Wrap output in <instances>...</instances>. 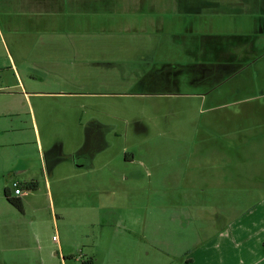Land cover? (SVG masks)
Returning <instances> with one entry per match:
<instances>
[{
	"label": "rangeland",
	"instance_id": "1",
	"mask_svg": "<svg viewBox=\"0 0 264 264\" xmlns=\"http://www.w3.org/2000/svg\"><path fill=\"white\" fill-rule=\"evenodd\" d=\"M256 3L255 9L264 12V0ZM231 15L240 24L233 35L224 33L225 41L237 37L245 42L234 62L228 63L232 51L199 62L194 48L183 45L189 37L172 41L176 33L167 27L162 39L167 35L168 40L146 55L141 52L139 61L101 65L96 86L88 87V80L86 92L104 96L87 97L86 109L32 99L42 104L34 107L41 133L51 123L75 118L86 122L97 118L125 133L108 135L112 155L102 156L99 169L81 179L80 185H93L99 192L54 195L58 215L62 200L78 208L65 213L57 233L75 246L85 236L92 238L86 242L96 243L98 264H180L211 235L204 224L207 213L229 218L254 198L248 190L257 189L264 178V14ZM252 20L258 25L252 26ZM168 63L171 67L165 68ZM174 77L181 81L178 87L170 82ZM3 83L12 86L15 80L9 75ZM24 109L30 121L29 109ZM53 132L68 139L71 129L57 125ZM62 137L48 144L43 139L44 153L49 156L51 149L60 147ZM35 149L23 145L10 151L38 158ZM64 149L65 154L70 152L66 144ZM124 152L131 154L129 159ZM111 158L113 163L107 166ZM36 161L33 169L39 181L42 170ZM65 176L68 172H57L53 185ZM246 176L253 179L251 184L243 182ZM76 181L58 184L73 187ZM108 216L120 222L108 221ZM75 252L80 264L91 258L83 247H75ZM68 261L76 264L74 258Z\"/></svg>",
	"mask_w": 264,
	"mask_h": 264
},
{
	"label": "crops",
	"instance_id": "2",
	"mask_svg": "<svg viewBox=\"0 0 264 264\" xmlns=\"http://www.w3.org/2000/svg\"><path fill=\"white\" fill-rule=\"evenodd\" d=\"M256 5V0H0V264H71L68 258L80 264L75 258V247L87 249L86 254L98 264L96 243L86 242L90 237L85 236L75 246L70 238L57 233L65 213L78 208L62 200L58 215L54 195L99 192L93 185H80L81 179L99 169L102 156L112 155L109 150L113 143L108 135L125 134L118 132L113 123L97 118L89 122L75 118L51 123L41 133L34 107L42 104H34L32 99L60 103L70 110L86 109L87 97L104 96L86 92L88 80V87L96 86L101 65L123 66L139 61L141 52L146 55L155 46L161 47L162 40H168L167 35L162 39L167 27L176 33L172 41L189 37L184 41L188 44L183 45L194 48L199 62L229 55V51L234 54L228 63L234 62L245 43L225 41L226 35H233L234 27L240 24L231 13L238 12V18L249 11L253 17L264 14L255 9ZM253 25H258V21L252 20ZM9 75L15 80L12 86L3 83ZM170 82L177 87L181 84L177 77ZM25 107L29 109L30 121L26 119ZM44 124L48 127L47 122ZM57 125L71 129L68 139L53 132ZM99 129H106V133L89 155L85 149L92 135L99 136ZM58 137H62L61 146L46 155L44 140L48 144ZM65 144L70 148L66 154ZM23 145L36 148L38 158L31 153L10 151ZM123 155L129 159L131 154ZM36 159L42 170L39 181L33 169ZM112 163L111 158L106 165ZM57 172H68V176L57 180L59 184L67 179L77 183L73 187L58 183L54 186L51 178ZM242 180L247 184L253 181L247 176ZM30 181L39 183L36 192L28 193L22 187L24 194L14 195L13 183L23 186ZM256 186L257 189L248 190L254 198L240 212L235 210L229 218L217 211L204 216L211 235L180 264H264V178ZM6 190L22 203V211L6 199ZM105 219L120 222L113 216Z\"/></svg>",
	"mask_w": 264,
	"mask_h": 264
},
{
	"label": "trees",
	"instance_id": "3",
	"mask_svg": "<svg viewBox=\"0 0 264 264\" xmlns=\"http://www.w3.org/2000/svg\"><path fill=\"white\" fill-rule=\"evenodd\" d=\"M232 39L239 40V41H241L240 43H245V42L242 41L241 39H237V37H236V38L232 37ZM232 61H233V60H232ZM21 186H22V185H21ZM22 187H24V190H25L26 192H31V191H32V192H35V191H37V190L39 189V183L36 182V181H30V182L25 183ZM5 196H6V199H7L10 203H12L14 206H16V208H18L20 211L23 210V205H22V203L19 202V201H17L16 199L12 198L11 193H10L9 190H6V191H5ZM83 264H94V260H93L92 258H90V259H88V260H85V261L83 262Z\"/></svg>",
	"mask_w": 264,
	"mask_h": 264
},
{
	"label": "flooded vegetation",
	"instance_id": "4",
	"mask_svg": "<svg viewBox=\"0 0 264 264\" xmlns=\"http://www.w3.org/2000/svg\"><path fill=\"white\" fill-rule=\"evenodd\" d=\"M100 134L98 136V134L96 135V137H93L94 135H92V137L90 138L91 140H89V144L87 145L85 152H87L89 155L93 153L94 147L98 146L99 141L101 140V136L105 135L106 133V129H99Z\"/></svg>",
	"mask_w": 264,
	"mask_h": 264
},
{
	"label": "built area",
	"instance_id": "5",
	"mask_svg": "<svg viewBox=\"0 0 264 264\" xmlns=\"http://www.w3.org/2000/svg\"><path fill=\"white\" fill-rule=\"evenodd\" d=\"M12 187L14 189L15 196H22L24 194L23 188L18 182L13 183Z\"/></svg>",
	"mask_w": 264,
	"mask_h": 264
}]
</instances>
